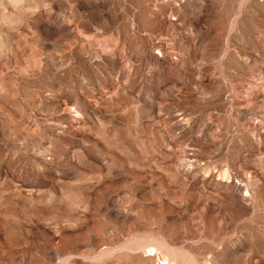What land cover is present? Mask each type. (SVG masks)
Wrapping results in <instances>:
<instances>
[{"label":"rangeland","instance_id":"374dc122","mask_svg":"<svg viewBox=\"0 0 264 264\" xmlns=\"http://www.w3.org/2000/svg\"><path fill=\"white\" fill-rule=\"evenodd\" d=\"M0 264H264V0H0Z\"/></svg>","mask_w":264,"mask_h":264}]
</instances>
